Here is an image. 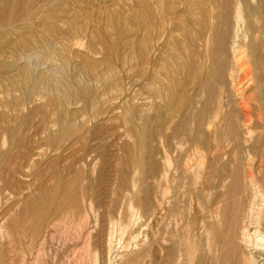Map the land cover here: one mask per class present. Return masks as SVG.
I'll return each instance as SVG.
<instances>
[{"label":"rangeland","instance_id":"1","mask_svg":"<svg viewBox=\"0 0 264 264\" xmlns=\"http://www.w3.org/2000/svg\"><path fill=\"white\" fill-rule=\"evenodd\" d=\"M198 2L0 3V229L13 240L0 238L2 262L40 264L55 254L57 264H154V180L172 147L168 201L179 214L168 230L169 264H199V184L176 188V146L201 138L184 122L196 82L183 79L188 49L200 59L197 31L211 24ZM260 88L252 125L263 128ZM84 219L89 251L77 237L67 243L60 222L75 234Z\"/></svg>","mask_w":264,"mask_h":264},{"label":"bare ground","instance_id":"2","mask_svg":"<svg viewBox=\"0 0 264 264\" xmlns=\"http://www.w3.org/2000/svg\"><path fill=\"white\" fill-rule=\"evenodd\" d=\"M197 4L211 24L197 31L196 40L202 47L198 63H194L189 49L186 53L183 79L192 78L196 87L191 100L195 110L184 122L194 125L201 138L197 143L187 141L186 147L177 144L180 162L176 188L183 194L191 184H199V264H264V127L252 125L256 109L261 107L258 89L261 87L264 93V0H199ZM208 6L216 16L208 14ZM189 33L186 29L191 41ZM165 148L164 171L159 174L157 170L154 180L150 235L154 264H161L159 252L165 256L162 264H169L175 255L168 251V230L176 214L168 201L172 147L170 154ZM60 222L67 232L65 241L77 237L82 248L89 251L91 235L85 232L86 219L78 224L75 234L68 230L67 220ZM57 224L47 227L55 232ZM3 235L12 245L7 229H0V238ZM50 237L55 238L52 232ZM54 255H47L49 261L41 258L40 264H57ZM12 258H8V264H14ZM0 264L6 262L0 260Z\"/></svg>","mask_w":264,"mask_h":264}]
</instances>
